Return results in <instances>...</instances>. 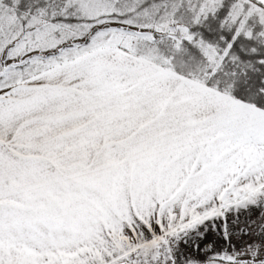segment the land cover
<instances>
[{
    "label": "snow or ice",
    "instance_id": "snow-or-ice-1",
    "mask_svg": "<svg viewBox=\"0 0 264 264\" xmlns=\"http://www.w3.org/2000/svg\"><path fill=\"white\" fill-rule=\"evenodd\" d=\"M0 264H264V0H0Z\"/></svg>",
    "mask_w": 264,
    "mask_h": 264
}]
</instances>
